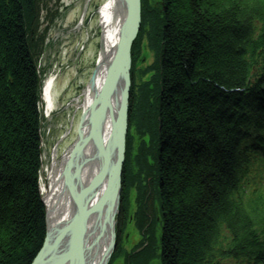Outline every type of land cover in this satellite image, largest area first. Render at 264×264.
<instances>
[{
    "label": "trees",
    "instance_id": "trees-1",
    "mask_svg": "<svg viewBox=\"0 0 264 264\" xmlns=\"http://www.w3.org/2000/svg\"><path fill=\"white\" fill-rule=\"evenodd\" d=\"M51 1L0 0V264H32L46 233L37 58L48 32L40 14ZM153 1L157 8L141 0L131 50L110 264H128L130 202L137 230L149 213L159 219V264H264V190L244 185L264 144V0ZM144 41L157 45L158 60L151 81L136 84Z\"/></svg>",
    "mask_w": 264,
    "mask_h": 264
},
{
    "label": "water",
    "instance_id": "water-1",
    "mask_svg": "<svg viewBox=\"0 0 264 264\" xmlns=\"http://www.w3.org/2000/svg\"><path fill=\"white\" fill-rule=\"evenodd\" d=\"M121 3L125 15L110 30ZM139 27L140 0L102 2L93 12L91 27L71 30V36L50 39L60 30L58 23L50 26L39 65L47 78L42 84L46 109L54 110L48 115L41 109V195L48 218L42 248L32 264H107L110 258L125 151L130 50ZM87 40L97 65L92 86L84 93V117L73 148L81 113L63 106L76 98L73 89H80V96L84 91L76 87L77 46ZM93 68L88 67L83 85Z\"/></svg>",
    "mask_w": 264,
    "mask_h": 264
},
{
    "label": "rangeland",
    "instance_id": "rangeland-1",
    "mask_svg": "<svg viewBox=\"0 0 264 264\" xmlns=\"http://www.w3.org/2000/svg\"><path fill=\"white\" fill-rule=\"evenodd\" d=\"M103 1L104 0H61L58 6L55 5L56 0H52L51 3L49 2V4L47 5V8L45 9L46 15L48 11H50L52 15L55 13V15L53 16L51 21H48L45 19V21L41 24L39 28L40 32H42L46 28L48 29L47 30L48 32L46 34L45 41L43 42V45H42L41 54L37 58L38 68L41 62V58L43 55V51L45 48V44L47 41V37H48L51 24L58 23L60 30H58L53 36H51L50 39L57 37L59 35L71 36V30L73 33H75V32L90 28L92 24L93 12L94 10H99V7L101 6ZM88 50L90 51L89 47H88ZM146 53L148 54L146 61L143 60V63L136 65V68H135L136 76L134 78V81L136 80L137 83H138L137 78L140 77L142 70H145L147 72L149 71V73L154 72V67L158 60L157 45L150 46L148 48V51L146 50ZM88 67H94V60L90 59V56L89 54H87L86 51L81 52L80 59H79L76 87H83V83L85 80ZM152 88L154 89L155 94H156L157 91L155 88V84H152ZM73 96L79 98L80 89H73ZM136 141L137 139L135 138L133 141L134 145L137 144ZM128 208H130V214L136 210L133 202H130L128 204ZM155 210L156 212H158L157 207H155ZM147 217L149 219L150 224H152L153 237L158 236L159 234L158 217L156 218L153 217L154 218L153 220H152L151 215H147ZM124 224L126 227L128 222L125 221ZM133 230H135L133 226L131 224L128 225L126 231L129 232V234L136 236V233ZM153 237H151V239ZM133 238L131 239L130 246L126 248L127 251H131L132 249H134V247L137 244L141 243V242L134 243ZM138 238L143 239V237H138ZM144 239L146 241H150L149 233L148 234L146 233V235H144ZM159 255H160V252H159L158 245L156 246L153 244V242H150L149 248L145 252L135 257H132L130 259V262L138 261L140 259H141L140 260L141 262L144 259V257L147 256V258L152 259V262L150 264H159L158 263ZM118 264H123V260L119 262Z\"/></svg>",
    "mask_w": 264,
    "mask_h": 264
},
{
    "label": "bare ground",
    "instance_id": "bare-ground-1",
    "mask_svg": "<svg viewBox=\"0 0 264 264\" xmlns=\"http://www.w3.org/2000/svg\"><path fill=\"white\" fill-rule=\"evenodd\" d=\"M104 2H108V0H105ZM101 7V6H100ZM100 7H99V10H100ZM125 15V8H124V3H121L120 7H119V10L115 16V19L111 25V28L110 30L118 23V21ZM106 249H104L105 251ZM103 251V253H104ZM107 252V250L105 251V253ZM101 262V261H100Z\"/></svg>",
    "mask_w": 264,
    "mask_h": 264
}]
</instances>
